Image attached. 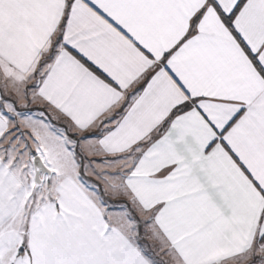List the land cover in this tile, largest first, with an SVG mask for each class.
Here are the masks:
<instances>
[{
	"label": "snow or ice",
	"instance_id": "1",
	"mask_svg": "<svg viewBox=\"0 0 264 264\" xmlns=\"http://www.w3.org/2000/svg\"><path fill=\"white\" fill-rule=\"evenodd\" d=\"M0 264H264V0H0Z\"/></svg>",
	"mask_w": 264,
	"mask_h": 264
}]
</instances>
